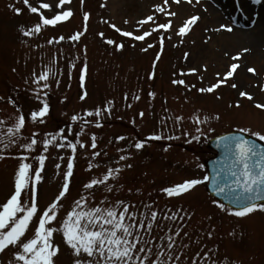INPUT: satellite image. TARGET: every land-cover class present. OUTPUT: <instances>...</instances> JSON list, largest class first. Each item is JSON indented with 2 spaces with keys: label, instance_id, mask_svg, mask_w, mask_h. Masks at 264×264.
Instances as JSON below:
<instances>
[{
  "label": "rangeland",
  "instance_id": "obj_1",
  "mask_svg": "<svg viewBox=\"0 0 264 264\" xmlns=\"http://www.w3.org/2000/svg\"><path fill=\"white\" fill-rule=\"evenodd\" d=\"M246 1L251 4L248 13L242 0L222 1L226 6L231 4L232 13L227 21V18H217L211 13L210 9L215 6L206 7L205 0L199 3L193 0L191 4L182 0L178 5L172 0H169V5H164L163 0H84L83 7L81 0H72L64 9L74 13L67 22L55 28H43L40 34L34 36H23L20 27H33L39 22V14L31 13L23 0H0V97H3L0 99V139L7 140L8 128L14 125L15 118L22 111L26 127L19 135L31 137L33 133H39L36 138L40 141L31 153L18 146L5 150L0 144V155L5 157L0 159V204L6 202L14 191L15 173L21 163L16 157L29 155L27 162L37 168L38 162L32 157L43 152L46 134L64 130L68 140L76 142L79 139L87 148L78 145L70 191L61 201L62 207L52 226L60 227L73 202L83 194L85 183L102 177L109 167H119L123 169L119 178L109 182L115 190L108 193L103 186L93 189L95 199L90 201V206L99 205L105 197L112 203L117 200L132 203L141 211L145 204L154 205L155 210L161 213V219L158 221L160 227L153 231L154 243L149 245L153 248L150 260L156 259L157 247L166 244L167 235H173L176 241L173 256H180V260H173L172 264H192L193 260L199 264H213V261L216 264H264V211L257 210L243 218L231 215L234 210L225 206L221 209V204L208 195L207 181L204 180L207 176L205 161L215 155V151L208 146L211 138L230 131L247 133L258 139L253 133L264 134V110L255 107L256 102H264V66L260 70L247 61L254 57H246L251 54V46L239 42L256 27L264 26L260 10L264 0L259 3ZM43 2L53 5V11L43 10L44 15L51 18L59 10L55 8L59 0H29L34 7ZM9 5L21 8L22 14H15ZM157 5L178 15L170 17L167 13L156 12ZM84 12L90 13L86 32ZM245 13L248 18L256 16V26L247 27ZM148 15L155 17L154 22L141 28L137 22ZM194 15L200 19L191 31L184 37L177 35L184 22ZM125 20L130 23L126 24ZM169 20L173 24L170 31L153 32L142 42L123 37L111 27L115 24L123 31L141 35L143 31H151ZM222 24L231 25L233 30L218 31ZM76 32L83 33L80 40H70ZM100 33L104 34L103 37ZM162 35L165 37L163 52L160 60L156 61L157 54L161 53L159 39ZM60 36L65 39L59 43H48ZM169 36L171 39H168ZM231 36L238 41V44L233 43L234 47L229 46V42H233L229 40ZM108 39L116 44L123 43L124 49L118 50L115 44H108ZM149 44L155 47L142 51ZM245 48L250 51L245 53ZM258 53L254 58L264 62V51ZM237 54L242 59L234 61L232 57ZM154 62L155 78L150 79ZM232 63H239L241 67L227 85H222L215 93L199 92L200 88L217 83L218 73H226ZM85 64L88 72L82 87L80 75ZM48 67L55 75L49 78L50 87L44 89L43 81L40 85L33 83V74L38 75ZM249 68H255L257 74L249 73ZM192 69L197 71L181 75L190 73ZM173 79H183L189 88L192 85L195 88L189 90L183 85H173ZM232 83L239 87L232 88ZM85 91L87 98L81 100ZM242 91L252 94L255 102L241 98ZM150 92L155 93L154 98L149 95ZM258 93L262 95L256 96ZM135 96L141 99L137 101ZM44 100L50 105V113L44 123H33L31 112L42 107ZM237 102L242 107H229ZM129 104L132 107H128ZM110 106V115L105 111L101 116L86 117L90 124L72 120L74 115L85 116L88 111L95 112L98 108L108 109ZM141 111L145 113L143 118L139 115ZM196 116L206 119V122H195ZM177 117H183V120H177ZM97 124L102 127H97ZM81 131L83 135L79 136ZM93 134L97 138L96 149L91 147ZM153 135L163 138L149 139ZM120 136H124L125 140H118ZM169 136L178 138L170 140ZM138 141H146L141 150L134 147ZM20 142L25 141L22 139ZM96 151L101 153L99 157L93 156ZM47 155L49 158L42 180L37 185L39 214L58 195L71 150L50 147ZM121 155L129 158L120 161ZM61 156L65 157L63 161L59 159ZM90 163L99 167L93 166L88 171ZM57 164L61 165L59 174ZM128 164L132 167H126ZM189 179H200L203 183L180 197H168L162 191ZM23 199L27 200V195ZM169 210L185 218L164 221L162 216L169 214ZM39 214L30 225L24 241L33 237ZM169 229L173 231L169 232ZM175 230H181L179 237L174 236ZM53 242L59 246V253L53 258L54 264H74L75 257L64 243L62 232L54 234ZM17 251V247L9 246L0 252V264H17L14 258ZM81 259L88 258L81 256Z\"/></svg>",
  "mask_w": 264,
  "mask_h": 264
},
{
  "label": "snow or ice",
  "instance_id": "obj_2",
  "mask_svg": "<svg viewBox=\"0 0 264 264\" xmlns=\"http://www.w3.org/2000/svg\"><path fill=\"white\" fill-rule=\"evenodd\" d=\"M72 0H59V3L55 6L56 13L51 17H46L43 10L53 11V5L43 2L40 3L39 7H34L29 3V0H23V4L28 7L29 11L34 14H39V22H37L30 29H26L21 26L19 31L23 36H34L40 34L43 28L46 27H57L60 23L67 22L73 15L72 10H64L65 6L70 4ZM175 4H180L182 0H172ZM189 4L193 0H187ZM200 0H196L199 3ZM260 0H253V3H259ZM84 0H81V6L83 7ZM164 5H169V0H163ZM13 12L17 15L22 14V9L17 8L14 5H9ZM156 12L167 13L170 17H175L178 15L176 12H171L168 8L157 5L155 7ZM155 17L153 15H148L145 19L139 20L137 23L143 28L144 25L154 22ZM200 19L199 16H191L188 18L182 27L179 28L177 35L184 37L190 31L192 26ZM90 20V13H83V26L84 31L88 29V23ZM125 23H130V21L125 20ZM117 33L126 38H131L134 41H145L146 38L150 37L153 32H159L164 30L168 32L172 29V21L169 20L166 24H159L157 27L153 28L151 31H143L141 35H135L131 31H123L118 28L115 24L111 25ZM226 30L231 32L233 29L231 25H220L219 30ZM83 33L76 32L69 39L72 41H79ZM103 37V33H100ZM65 39L64 36H60L57 40L53 38L48 41L51 43H59ZM168 39H171L169 36ZM110 45L116 46L118 50H123L125 45L123 43L116 44L114 40L108 39L106 41ZM165 43V37L162 35L159 39V44L161 47V53L157 54L156 61H159L161 54L163 52V47ZM135 47V45H133ZM155 47L153 44H149L147 48L142 49V51L147 52L149 49ZM245 53L250 51L245 48L243 50ZM234 61H239L242 59L240 54L232 57ZM72 67H75L73 65ZM155 67L156 63H153V72L150 75V79L155 78ZM241 67L239 63H232L230 69L224 74H219V80L214 85L209 87L200 88L201 93H215L217 89L221 88L222 85H227L229 81L236 75L237 70ZM15 71V69H14ZM197 70L192 69L190 73H181V75L194 74ZM87 64L81 69L80 82L81 86H84V82L87 77ZM249 73L257 74L255 68H249ZM55 75L51 67L46 68V70L41 73L33 74V83L40 85L41 81L44 82L43 88L47 89L50 87L48 84L50 76ZM173 85H183L186 88L189 86L183 79H173ZM231 87L236 89L239 87L238 84L232 83ZM191 88H195L192 85ZM189 88V90H191ZM37 98H39V91L36 93ZM87 91L80 97L81 100L87 98ZM151 97H155V93H149ZM241 98L247 99L249 101L255 102V97L248 91L240 92ZM127 94L125 99H127ZM221 97H218L220 99ZM3 99V97H0ZM135 100H140V96H135ZM15 104L14 101H10ZM112 102H109L111 105ZM128 107H132L131 104ZM229 107L240 108L242 104L237 102L234 105H229ZM255 107L260 110H264V102H256ZM105 111L110 115L112 108L108 109L98 108L95 112L88 111L85 116H73V121L82 120L83 124H90L91 121L86 117L101 116ZM50 113V105L47 100L43 101L42 107L38 110L31 112V121L33 123H44L45 117ZM140 117L143 118L145 113L140 112ZM220 119L219 116L215 117ZM177 120H183V117H177ZM195 122L204 123L205 120H201L199 116L195 117ZM83 124L81 125L83 129ZM97 127H102V125L97 124ZM26 127V118L21 114L15 118L14 125L7 130V140L0 139V144H3V149H9L12 147H19L28 153L36 150L37 145L40 141L37 140L39 133H33L31 137H22L19 134ZM200 131V129H197ZM83 135V131L78 134ZM253 135L258 136L260 140L264 141V134L260 132L253 133ZM163 137L160 135L150 136L151 140H160ZM178 137L169 136L168 139H176ZM24 143H21V140ZM199 139V137H195ZM118 140H125L124 136L118 137ZM224 141V147L226 151L233 154L234 158L232 160L231 176L234 178L232 185H225L224 187H219L218 191L223 192L225 188H235L236 190H242L238 192L235 199H245L247 203L239 207V209L231 212V215L236 217H246L249 214L261 210L264 211V203L256 204L254 198L260 197V190L264 189V147L257 148V146L244 139L243 137H222ZM63 141V142H61ZM97 138L95 134L91 137V147L92 149L97 148ZM146 141H138L134 144L137 150H141L145 147ZM87 148V145L83 144L79 139L76 142L68 140L64 134V130H60L56 133H47L46 138L43 140V152L35 157H32L38 162V167L34 168L33 164L28 163L29 155L21 154L18 158L21 163L19 164L14 178V191L10 197L0 204V252H4L9 246H14L19 249L14 253V258L17 264H54V257L59 253V246L55 245L53 242V236L57 232H62L64 243L70 248L73 253L74 264H172V261H179L180 256H173V250L176 246V241L173 235H167L166 244L157 247L156 259L150 260L153 254V248L149 245L154 243L153 231L160 227L158 221L161 219V213L155 210L154 205L145 204L143 211H141L136 205L125 202L123 200H117L115 203L107 200L100 202L99 205L95 207L90 206V201L95 199V193L93 189L103 186L105 192H113L114 186L109 182L117 180L123 171L122 168L109 167L105 174L100 178H93L89 182L83 185V194L80 195L79 199L73 202L72 208L67 212L66 216L63 218L59 228L52 226L58 218L60 209L62 207L61 201L66 198L69 194L71 181L74 175L75 162L77 159V148ZM50 147H56L58 149H70L71 155L67 157V170L63 173V184L59 190L58 195L55 197L54 201L50 203L44 210L42 214L38 208V190L37 185L42 180V173L45 169V163L48 160V151ZM123 151V150H121ZM100 152L96 151L93 153L94 157H99ZM3 155H0V159H4ZM129 157L121 155L120 161H125ZM61 161L65 157H59ZM99 167V165L89 164L88 171L92 170V167ZM126 167L131 168L132 165L128 164ZM61 165H56L57 174H59ZM208 177L205 176L204 180ZM203 183L200 179H189L185 180L183 183L176 184L171 187H166L162 189L168 197H180L190 190L194 189L196 186ZM27 195L28 199L24 200L23 197ZM221 209H224L223 205H220ZM135 209V210H134ZM226 210V209H225ZM38 224L35 228L34 235L32 238L23 240L26 233L30 229V225L33 220L38 216ZM185 217L179 216L177 212H171L169 214H164L162 219L164 221H175L176 219L183 220ZM172 232L173 229H169ZM181 235V230H175L174 236L179 237ZM185 235H187L185 233ZM208 236L211 237L212 233L209 232ZM161 239H164L161 237ZM187 247V245H185ZM197 255H200L197 253ZM207 258V253L204 254ZM81 256H86L88 259H81ZM192 264H199L198 261L193 260ZM213 264H216L213 261Z\"/></svg>",
  "mask_w": 264,
  "mask_h": 264
},
{
  "label": "water",
  "instance_id": "obj_3",
  "mask_svg": "<svg viewBox=\"0 0 264 264\" xmlns=\"http://www.w3.org/2000/svg\"><path fill=\"white\" fill-rule=\"evenodd\" d=\"M222 137H243L244 139L254 143L257 148H261L262 146L258 145L254 140L244 136V135H236L229 134L224 135ZM222 137L217 138L210 142V146L218 151V155L212 160L207 162V167L209 168V183H208V191L212 196L219 199L224 204L233 207L239 208L243 204L247 203V200L235 199L238 192H242V190H236L233 188H225V191H218L219 187H224L225 185H232L234 178L231 176V168H232V160L234 158L233 154L226 151L224 147V141ZM264 201V189L260 190V197L254 198V202L260 203Z\"/></svg>",
  "mask_w": 264,
  "mask_h": 264
},
{
  "label": "bare ground",
  "instance_id": "obj_4",
  "mask_svg": "<svg viewBox=\"0 0 264 264\" xmlns=\"http://www.w3.org/2000/svg\"><path fill=\"white\" fill-rule=\"evenodd\" d=\"M223 0H205L206 3V7L210 8L211 6H215V8L210 9V12L215 14L217 16V18H227V21L229 20V14L232 13L231 9H230V5L231 4H227L228 6L224 5V3H222ZM243 1V7L245 8V12H249V7H251V4L249 5L248 2L246 0H242ZM233 5V4H232ZM261 10V16L263 18L262 21H264V5L261 6L260 8ZM227 16V17H226ZM216 18V19H217ZM247 21V27L250 26L252 24V21L255 20H251L248 19L245 20ZM261 21V20H260ZM239 32V31H236ZM240 35L242 36V33H240ZM233 42H229V46H233L234 44H238V41L235 39V37H232L229 39ZM239 42L241 44H245L248 43L251 49V54H247L246 57L250 58L252 56L257 57V55H259L258 52L260 51H264V26L263 28H255L252 30V32H250L248 35H244V38H240ZM236 46V45H235ZM234 47V46H233ZM254 53V54H252ZM251 60H247V61H251V63H253L255 65V67H257L258 69L261 70V66H264V62L263 60H257L258 58H254ZM244 81V80H243ZM262 95V93H258L256 94V96Z\"/></svg>",
  "mask_w": 264,
  "mask_h": 264
}]
</instances>
